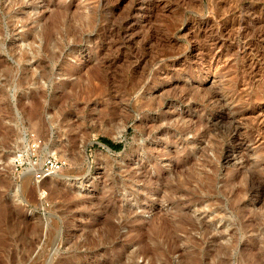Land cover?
<instances>
[{
  "label": "rangeland",
  "instance_id": "1",
  "mask_svg": "<svg viewBox=\"0 0 264 264\" xmlns=\"http://www.w3.org/2000/svg\"><path fill=\"white\" fill-rule=\"evenodd\" d=\"M259 119L264 0H0V264H264Z\"/></svg>",
  "mask_w": 264,
  "mask_h": 264
},
{
  "label": "built area",
  "instance_id": "2",
  "mask_svg": "<svg viewBox=\"0 0 264 264\" xmlns=\"http://www.w3.org/2000/svg\"><path fill=\"white\" fill-rule=\"evenodd\" d=\"M37 146L33 142L31 146V154H30V164H31V170L28 172L32 175V177L36 181H42L45 178L51 176L56 171L60 170L64 167L66 164V161L63 159L49 154L42 160L38 154H37ZM26 158L24 157H18L15 160V168L19 170L20 168H23L26 163Z\"/></svg>",
  "mask_w": 264,
  "mask_h": 264
},
{
  "label": "bare ground",
  "instance_id": "3",
  "mask_svg": "<svg viewBox=\"0 0 264 264\" xmlns=\"http://www.w3.org/2000/svg\"><path fill=\"white\" fill-rule=\"evenodd\" d=\"M145 3V2H144ZM261 31V30H260ZM192 46V45H191ZM213 61H211V62H209L210 64H208V68L207 69H209V70H211V69H213L214 68V66H215V64L218 62L217 60H216V57L214 58V59H212ZM138 98V97H137ZM136 100V99H135ZM260 111H261V109H260ZM259 112V111H258ZM259 114V113H258ZM261 117V116H260ZM260 120V119H259ZM262 120V119H261ZM260 120V121H261ZM257 122H258V120H257ZM264 122V120H262V123ZM259 124V123H258ZM241 141V140H240ZM241 145H243V144H241ZM240 146V145H239ZM57 153V151L56 150H53V149H49L48 150V152H47V154L45 155V157L47 156V155H49V154H52V155H55ZM18 157H22V155L21 154H17L14 158H12V162L14 161V160H16V158H18ZM52 176V175H51ZM50 177V176H49ZM46 179V178H45Z\"/></svg>",
  "mask_w": 264,
  "mask_h": 264
},
{
  "label": "trees",
  "instance_id": "4",
  "mask_svg": "<svg viewBox=\"0 0 264 264\" xmlns=\"http://www.w3.org/2000/svg\"><path fill=\"white\" fill-rule=\"evenodd\" d=\"M102 139L107 142L109 145H111L112 147H120L122 146V142H116V141H113L112 139L110 138H107V137H102Z\"/></svg>",
  "mask_w": 264,
  "mask_h": 264
},
{
  "label": "water",
  "instance_id": "5",
  "mask_svg": "<svg viewBox=\"0 0 264 264\" xmlns=\"http://www.w3.org/2000/svg\"><path fill=\"white\" fill-rule=\"evenodd\" d=\"M103 144H105V146H107V148H109V149H111L112 147L110 146V145H108V144H106V143H103ZM16 195V194H15ZM17 201L18 200H20V197H17V199H16Z\"/></svg>",
  "mask_w": 264,
  "mask_h": 264
}]
</instances>
